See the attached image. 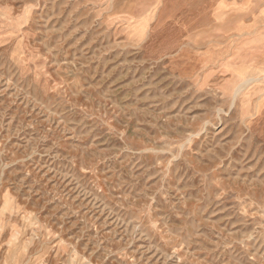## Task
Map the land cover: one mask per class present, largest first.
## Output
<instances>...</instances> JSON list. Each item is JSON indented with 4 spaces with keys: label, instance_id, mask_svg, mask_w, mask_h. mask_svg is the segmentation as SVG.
<instances>
[{
    "label": "rangeland",
    "instance_id": "1",
    "mask_svg": "<svg viewBox=\"0 0 264 264\" xmlns=\"http://www.w3.org/2000/svg\"><path fill=\"white\" fill-rule=\"evenodd\" d=\"M0 264H264V0H0Z\"/></svg>",
    "mask_w": 264,
    "mask_h": 264
},
{
    "label": "bare ground",
    "instance_id": "2",
    "mask_svg": "<svg viewBox=\"0 0 264 264\" xmlns=\"http://www.w3.org/2000/svg\"><path fill=\"white\" fill-rule=\"evenodd\" d=\"M238 92V91H237Z\"/></svg>",
    "mask_w": 264,
    "mask_h": 264
}]
</instances>
